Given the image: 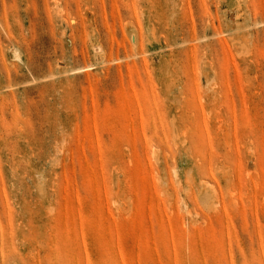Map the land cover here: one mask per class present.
I'll return each mask as SVG.
<instances>
[{
  "label": "rangeland",
  "instance_id": "obj_1",
  "mask_svg": "<svg viewBox=\"0 0 264 264\" xmlns=\"http://www.w3.org/2000/svg\"><path fill=\"white\" fill-rule=\"evenodd\" d=\"M0 264H264V0H0Z\"/></svg>",
  "mask_w": 264,
  "mask_h": 264
}]
</instances>
